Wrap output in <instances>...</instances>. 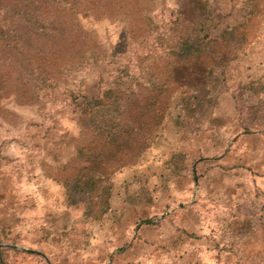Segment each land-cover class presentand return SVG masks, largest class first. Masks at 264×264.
<instances>
[{
  "label": "rangeland",
  "instance_id": "obj_1",
  "mask_svg": "<svg viewBox=\"0 0 264 264\" xmlns=\"http://www.w3.org/2000/svg\"><path fill=\"white\" fill-rule=\"evenodd\" d=\"M27 1L0 0L4 263L264 264V0H67L47 14L50 32L8 44ZM197 21L214 42L182 63L168 49ZM191 91L198 107L174 110ZM124 94L150 142L107 176V211L84 215L61 180L104 129L81 103L101 99L95 115L121 121ZM151 98L165 106L160 122Z\"/></svg>",
  "mask_w": 264,
  "mask_h": 264
},
{
  "label": "trees",
  "instance_id": "obj_2",
  "mask_svg": "<svg viewBox=\"0 0 264 264\" xmlns=\"http://www.w3.org/2000/svg\"><path fill=\"white\" fill-rule=\"evenodd\" d=\"M67 4V0H28L26 2V6L28 5V7L25 8L24 5L18 11L15 22L12 20L11 24L7 26L6 32H3L2 39L9 44L12 41L23 40L26 34L31 32L36 35H44L45 32H50L52 27H50L51 23H46L47 14L54 15L58 11L64 10L68 6ZM50 9L51 12L49 13ZM227 36L231 37L232 33L228 32ZM226 38L225 33H223L221 39ZM211 42L213 43L214 41H210L208 38L207 33L201 25V21H197L190 25L188 33L182 35L179 41L168 49V52L177 60H183L182 63H186L192 60L193 57L203 54V51L209 50ZM203 63L200 64L203 65ZM37 64V60H34L29 64L27 72L22 70L28 79L34 77ZM182 68L186 77L189 76L190 73L186 68ZM168 84L167 80H163L159 86L160 92L168 88ZM109 93V90L105 91L102 97L107 98ZM114 101L121 103L125 107L126 116L121 121L114 119L102 120L95 115L97 108L103 105L101 99L97 101L93 98L84 99V102L81 103L82 109L80 113L85 118H88L89 121L91 120L89 124L92 126L93 124H97L104 129L101 136L103 141L101 145L88 148L86 150V159L82 161L80 167L78 165L74 173L66 174L61 180L67 205L84 203V215H89L87 212L91 210L94 212V215H102L107 211L109 198V186L105 182L107 176L120 167L132 164L135 157L150 142L148 141V137L138 136L140 129L137 124L138 120L132 118L131 115L134 105L137 107L138 99H130L127 94H124V96L118 95ZM149 101L150 106L154 108L151 114L153 117L156 116V119L160 122L163 119L165 106L158 103L156 98H151ZM169 102H174V110H181L188 114L198 107L201 100L195 91H191L187 96H180L178 99L175 98ZM140 110L142 111L144 108L142 106L140 108L139 106L136 115L139 114ZM122 151L126 157L122 160L116 157L115 161H112V158ZM2 250L0 248V264H5L1 256Z\"/></svg>",
  "mask_w": 264,
  "mask_h": 264
},
{
  "label": "water",
  "instance_id": "obj_3",
  "mask_svg": "<svg viewBox=\"0 0 264 264\" xmlns=\"http://www.w3.org/2000/svg\"><path fill=\"white\" fill-rule=\"evenodd\" d=\"M1 246V245H0ZM28 251H31V250H28Z\"/></svg>",
  "mask_w": 264,
  "mask_h": 264
}]
</instances>
